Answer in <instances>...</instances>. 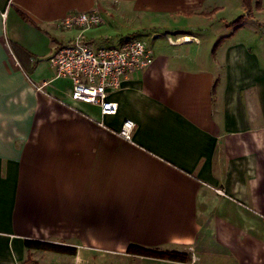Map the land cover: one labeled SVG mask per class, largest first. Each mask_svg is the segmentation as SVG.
Segmentation results:
<instances>
[{"label":"crops","instance_id":"crops-1","mask_svg":"<svg viewBox=\"0 0 264 264\" xmlns=\"http://www.w3.org/2000/svg\"><path fill=\"white\" fill-rule=\"evenodd\" d=\"M230 2L0 0V264L54 263L25 238L75 246L58 264H264V30L230 24ZM95 8L90 43L142 33L152 50L109 92L113 115L49 63L79 31L59 21Z\"/></svg>","mask_w":264,"mask_h":264},{"label":"built area","instance_id":"built-area-1","mask_svg":"<svg viewBox=\"0 0 264 264\" xmlns=\"http://www.w3.org/2000/svg\"><path fill=\"white\" fill-rule=\"evenodd\" d=\"M101 22L102 16L96 8L68 13L59 21L60 27L79 31L70 42L58 47L49 57V63L54 77L70 79L72 100L98 106L101 115H113L117 105L109 99V92L120 87L129 73L147 67L152 50L139 38H129L118 45L93 46L83 31ZM132 127L133 122L125 120L121 134L129 137ZM217 191L223 193L221 189Z\"/></svg>","mask_w":264,"mask_h":264},{"label":"trees","instance_id":"trees-1","mask_svg":"<svg viewBox=\"0 0 264 264\" xmlns=\"http://www.w3.org/2000/svg\"><path fill=\"white\" fill-rule=\"evenodd\" d=\"M244 12L239 14L230 24L237 25L240 24L247 16L250 15L253 8H260L261 0H240ZM23 16H25L23 14ZM26 17V16H25ZM12 48L14 51L23 52L27 58H31V54L28 53L21 45L17 43H12ZM24 245L27 250L37 249L52 251L61 254H75L76 248L73 245H68L64 243H57L54 241L46 239H35V238H25ZM126 252L130 254L141 255L145 257L163 258L172 261L187 262L191 259V254L188 250H175V249H162L159 247L145 246L138 243H129L126 247ZM27 262L31 264H40L38 261L34 260L30 253L27 255Z\"/></svg>","mask_w":264,"mask_h":264},{"label":"rangeland","instance_id":"rangeland-1","mask_svg":"<svg viewBox=\"0 0 264 264\" xmlns=\"http://www.w3.org/2000/svg\"><path fill=\"white\" fill-rule=\"evenodd\" d=\"M231 2V4H228V9H227V14L228 15H231V16H237V15H239V14H241L242 13V5H241V1L240 0H230ZM253 1H255V0H253ZM243 12H244V9H243ZM247 19H249L250 18V22L248 23V22H246V23H248V26L249 27H251V29H255V30H264V0H261V4H260V8H253V10H251V12H250V15L249 16H247L246 17ZM106 21H107V23L109 22V23H111V25L113 26L114 25V20L111 18V17H109V18H107L106 19ZM103 23V20H102V22L99 24V25H97V26H94V27H98V26H100L101 24ZM123 32L125 33V30H127V28H124L123 27ZM136 32V31H135ZM126 34H127V32H126ZM136 35H132V36H130V37H140V38H142V39H144V38H146V36L145 35H143L142 33H140V34H137V33H135ZM115 40L114 39H112V40H110L109 42H114ZM143 41V40H142ZM107 42L108 41H106V40H101V39H96V40H94V42H93V46H102V45H108V46H110V45H112V44H107ZM65 44H67V43H65ZM115 44V43H114ZM64 45V44H63ZM62 46V45H61ZM60 254L61 253H54L53 255L52 254H50V256H52L54 259H55V261H52V262H54L53 264H55V263H60V262H58V260L56 261V259L58 258V259H60L61 258V256H60ZM49 256V257H50ZM51 258V257H50ZM108 260V259H107ZM107 260H105V262L104 261H101L102 262V264H111V263H108V261ZM99 262H100V260H99ZM96 264H97V261H96Z\"/></svg>","mask_w":264,"mask_h":264}]
</instances>
